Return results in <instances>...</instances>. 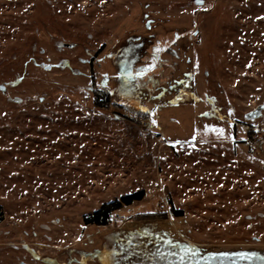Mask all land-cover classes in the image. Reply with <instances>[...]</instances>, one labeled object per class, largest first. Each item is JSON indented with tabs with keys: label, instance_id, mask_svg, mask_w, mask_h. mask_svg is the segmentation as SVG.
I'll return each instance as SVG.
<instances>
[{
	"label": "rangeland",
	"instance_id": "1",
	"mask_svg": "<svg viewBox=\"0 0 264 264\" xmlns=\"http://www.w3.org/2000/svg\"><path fill=\"white\" fill-rule=\"evenodd\" d=\"M263 105L264 0H0V264H264Z\"/></svg>",
	"mask_w": 264,
	"mask_h": 264
},
{
	"label": "trees",
	"instance_id": "2",
	"mask_svg": "<svg viewBox=\"0 0 264 264\" xmlns=\"http://www.w3.org/2000/svg\"><path fill=\"white\" fill-rule=\"evenodd\" d=\"M128 40L133 42V40H131V37H129ZM132 46L134 47V45ZM94 95H95V106L97 108H107L110 104H112L111 95L109 93H106L105 91H99V92H96ZM113 104L116 105L115 103ZM144 195L145 194L143 192L135 193V194L123 197L121 201L105 205L103 208L96 211L91 217L86 218V224L91 225V226L92 225L99 226V227L107 226L110 223V219H111L113 212H116L119 209H121L123 205L131 206L134 202L142 201L144 198ZM180 215H181V212L175 213V216L177 217ZM168 243H169L168 245L170 246L175 245L171 243V241L169 240H168ZM192 251L193 249L190 247H187V250L183 249V252H184L183 254H185V257H183V259H186L191 262L192 257L196 258L197 261L202 260V258L204 260H208L209 258L210 259L212 258V256H208V255L204 257L201 255L199 256L197 252H196L197 254H194ZM189 254H192L193 256L190 257ZM192 264H195V263L192 261Z\"/></svg>",
	"mask_w": 264,
	"mask_h": 264
},
{
	"label": "water",
	"instance_id": "3",
	"mask_svg": "<svg viewBox=\"0 0 264 264\" xmlns=\"http://www.w3.org/2000/svg\"><path fill=\"white\" fill-rule=\"evenodd\" d=\"M193 3L197 6H202L206 3V0H193ZM66 47H72V45L65 44ZM252 217L247 216L246 219L250 220ZM68 219V218H67ZM56 223H59V220L56 221Z\"/></svg>",
	"mask_w": 264,
	"mask_h": 264
},
{
	"label": "flooded vegetation",
	"instance_id": "4",
	"mask_svg": "<svg viewBox=\"0 0 264 264\" xmlns=\"http://www.w3.org/2000/svg\"><path fill=\"white\" fill-rule=\"evenodd\" d=\"M1 91L5 92V91H6V88L2 86V87H1ZM11 100H12V98L9 97V101H11ZM263 110H264V105L261 106V107H259V108L257 109V113L255 112V114L260 113V114H258V117H260V115H261V111H263Z\"/></svg>",
	"mask_w": 264,
	"mask_h": 264
},
{
	"label": "snow or ice",
	"instance_id": "5",
	"mask_svg": "<svg viewBox=\"0 0 264 264\" xmlns=\"http://www.w3.org/2000/svg\"><path fill=\"white\" fill-rule=\"evenodd\" d=\"M238 258L241 259V260H251V259H253V257L248 255V254H239Z\"/></svg>",
	"mask_w": 264,
	"mask_h": 264
}]
</instances>
